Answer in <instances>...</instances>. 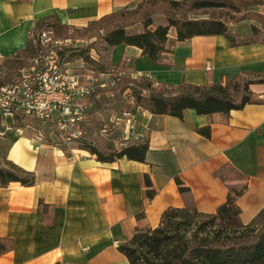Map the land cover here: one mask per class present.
I'll use <instances>...</instances> for the list:
<instances>
[{
	"label": "crops",
	"instance_id": "0c3cea01",
	"mask_svg": "<svg viewBox=\"0 0 264 264\" xmlns=\"http://www.w3.org/2000/svg\"><path fill=\"white\" fill-rule=\"evenodd\" d=\"M139 1L0 0V57L26 47L31 26L45 15L84 26ZM112 59L138 79L208 83L264 73V42L231 45L222 34L194 35L175 44L169 65L151 64L135 45L113 47ZM251 88L264 99V82ZM131 113V135L124 124L116 130L122 145L148 138L144 161L124 156L107 163L88 149H70L17 130L0 135V161L12 159L37 176L33 185H0V237L13 239V247L0 254V264H131L119 244L130 239L136 226L157 225L168 206L216 211L229 187L216 172L226 165L247 176V188L237 198L242 221L250 222L264 207V102L247 103L229 117L202 115L194 108L178 117L158 103ZM208 123L210 137L197 131ZM145 172L157 192L145 201V216L137 218Z\"/></svg>",
	"mask_w": 264,
	"mask_h": 264
},
{
	"label": "trees",
	"instance_id": "16d2710c",
	"mask_svg": "<svg viewBox=\"0 0 264 264\" xmlns=\"http://www.w3.org/2000/svg\"><path fill=\"white\" fill-rule=\"evenodd\" d=\"M262 3L264 0H140L130 9L122 8L89 21V26L62 23L56 14H49L37 19L31 26L26 47L4 58L18 63V68L25 66L28 59L37 55L42 48L35 38L45 28L66 36L70 28L82 31V34L89 30L99 33L103 29V34L99 35L109 48L120 44L135 45L141 48L142 54L151 64L169 65L168 54L173 51L175 44L194 35L222 34L231 45L264 42V14L258 15L261 27L254 23L249 35L238 32L230 16L234 11H243L247 4ZM135 14L138 15L137 21L141 23L142 30L130 31L128 27L134 21H130L129 16ZM157 14L164 15L166 22L155 24L154 17ZM260 36L262 38L259 39ZM91 46L88 45L89 48ZM67 49L70 52L64 54V61H71L75 51L70 47ZM79 54L94 63V68L99 72L108 71V66H112L113 70L118 69L114 77L116 86L113 88L133 98L134 111L137 106L158 103L166 107L169 114L178 117H182L187 108H194L202 115L218 112L229 117L232 110L241 109L247 103L264 102L251 88L253 83L264 82V73H240L224 81L208 83L182 81L171 84L146 76L138 79L129 72H123L121 62L115 63L112 59V49L108 58L110 62H100L88 54ZM11 78L6 81H12ZM6 81L0 79V86L8 83ZM20 118H15L16 126L20 124ZM197 131L210 137L211 123L198 127ZM80 147L95 153L99 160L107 163L124 156L144 161L149 140L146 137L134 138L120 147L115 146L114 140L103 147L88 142ZM216 173L229 186L226 200L216 211L204 212L195 205L168 206L163 210L157 225L152 228L136 226L130 239L119 244L131 264H264V207L250 222L244 223L237 198L247 188V176L231 165L220 168ZM229 173H235L242 180L241 183L233 182L235 178H231ZM36 181L33 170L9 158L0 161V185H33ZM177 183L181 190L187 189L178 177ZM143 184L144 197L137 218L145 216V201L151 200L157 192L147 172L143 174ZM44 205L40 200L39 209L42 210ZM12 247V238L0 237V254Z\"/></svg>",
	"mask_w": 264,
	"mask_h": 264
},
{
	"label": "rangeland",
	"instance_id": "374dc122",
	"mask_svg": "<svg viewBox=\"0 0 264 264\" xmlns=\"http://www.w3.org/2000/svg\"><path fill=\"white\" fill-rule=\"evenodd\" d=\"M262 4H247L243 11L232 12L230 16L233 19V25L235 29L241 31V33L244 35H249L252 32V25H254V23L258 27H261L262 24L258 20V15L259 13L264 14V7ZM137 19V14L129 16V20L134 21L128 27L130 31L142 30V25L137 21ZM159 22H166L164 15H155L154 23L158 24ZM87 25L88 23L86 26ZM70 29L71 30L68 31L70 34L68 33L67 36L64 34L60 35L54 31V29H52L53 31L49 35H51V38L53 39L60 40V42L51 45V42L53 41L52 39L50 43H40L42 48L37 53V55L31 56L28 59L27 64L21 68L17 67L18 63L11 62L4 57H0V79L6 81L12 76L11 80H14L15 78H18L23 72L28 71L30 69V65L33 63L37 67H40L42 63L40 61L41 55H50L52 53V49L54 51L52 54L56 58V61H60V63L63 64L65 57L64 54L70 52L68 50L69 48L66 50V47H70L72 48V51H75L74 59L64 62H67V65L71 67L74 72L78 73L81 82L88 83L92 81V83H94L96 86V93H94V91L90 95L83 96L79 99L84 105V117L79 120L78 123H68L69 126L67 128H62L57 120L58 111L53 115V117L44 121L31 115L21 116L19 121L20 124L18 126H16L17 120L15 121L13 119L8 122V124H11L12 126V129L9 131L14 132L16 127H20L23 133L29 135L31 134L35 136L41 132L42 140L44 139L46 142L62 143L67 148H80L81 145L87 144L88 142H95L96 145H102L103 147L112 140H114L115 146L120 147L122 146L121 140H123V137L122 135H119L120 133L116 129L119 127L121 128L123 124L124 126L126 125L124 120L116 123V117L120 116L122 110L127 108V110L132 112L133 108L135 107L134 100L132 97L125 96V94L120 92V90L113 88L116 86L114 77H116L118 74L117 68L113 70L112 66H108V71L104 70V72H99L94 68V63L79 56V53H83L84 55L88 54L93 59H99L100 62H110V59L108 58L112 47L109 48L106 45L105 40L99 35L103 34V29H101L99 33L89 30L86 34H82V31H75L73 28ZM36 35L37 34L34 36L36 37ZM36 38L35 41L37 40ZM260 38H262V36H260L259 39ZM90 44H92V46L89 48L88 45ZM118 51L119 50L117 49V52ZM117 56L118 55L116 53V57ZM36 58H39L38 62L36 61ZM50 58L51 57H49V59ZM102 82H105V84H101ZM129 101L132 104H130ZM130 117L133 121L132 115H130ZM78 130L80 133H77V137H67L70 131L78 132ZM229 176L231 178H235L233 179V182L241 183L242 181L235 173H229Z\"/></svg>",
	"mask_w": 264,
	"mask_h": 264
},
{
	"label": "built area",
	"instance_id": "2783aa9c",
	"mask_svg": "<svg viewBox=\"0 0 264 264\" xmlns=\"http://www.w3.org/2000/svg\"><path fill=\"white\" fill-rule=\"evenodd\" d=\"M53 30L45 28L37 35V40L41 44L53 39L49 35ZM60 40L53 39L51 45ZM52 49V53H53ZM41 55L40 67L34 63L30 69L23 72L18 78L0 86V135L12 129L10 120L21 116L31 115L41 120H47L58 111L57 120L62 128H67L71 124L78 123L84 117V105L80 98L88 96L96 90L94 83L81 82L78 73L74 72L67 62L56 61L53 54ZM49 57H51L49 59ZM39 61V58H36ZM210 68V64H206ZM131 111L124 110L120 116L116 117V123L125 121V133L131 135L134 128ZM19 133H23L20 127H16ZM78 132L70 131L68 138L77 137ZM35 137L42 140V133ZM75 147H70L74 149Z\"/></svg>",
	"mask_w": 264,
	"mask_h": 264
}]
</instances>
